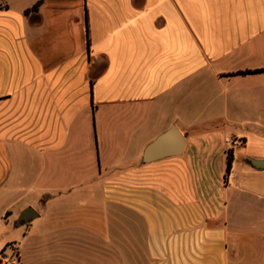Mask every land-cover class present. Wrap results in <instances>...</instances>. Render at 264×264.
<instances>
[{
    "label": "crops",
    "instance_id": "0c3cea01",
    "mask_svg": "<svg viewBox=\"0 0 264 264\" xmlns=\"http://www.w3.org/2000/svg\"><path fill=\"white\" fill-rule=\"evenodd\" d=\"M172 128L184 145L146 155ZM250 158L264 159V0H0V252L264 264Z\"/></svg>",
    "mask_w": 264,
    "mask_h": 264
},
{
    "label": "water",
    "instance_id": "95a60500",
    "mask_svg": "<svg viewBox=\"0 0 264 264\" xmlns=\"http://www.w3.org/2000/svg\"><path fill=\"white\" fill-rule=\"evenodd\" d=\"M174 140H178L182 146L184 145L185 139L177 128H172L170 131H168L167 133L160 136L157 140H155L147 149L146 155L151 153L153 150L158 149L164 145H167L169 142H172ZM249 162L256 169L264 170V159L258 160V159L250 158ZM35 214L36 213L33 208H28L27 210L23 212L21 219L23 221L28 222L32 217H34Z\"/></svg>",
    "mask_w": 264,
    "mask_h": 264
},
{
    "label": "built area",
    "instance_id": "2783aa9c",
    "mask_svg": "<svg viewBox=\"0 0 264 264\" xmlns=\"http://www.w3.org/2000/svg\"><path fill=\"white\" fill-rule=\"evenodd\" d=\"M244 141L240 138L231 140V150L242 145ZM0 264H21L19 250L14 245H8L0 252Z\"/></svg>",
    "mask_w": 264,
    "mask_h": 264
},
{
    "label": "trees",
    "instance_id": "16d2710c",
    "mask_svg": "<svg viewBox=\"0 0 264 264\" xmlns=\"http://www.w3.org/2000/svg\"><path fill=\"white\" fill-rule=\"evenodd\" d=\"M260 71H261V70H260ZM246 73H248V72H246ZM232 161H233V152H232V150H230V151H229L228 173H229L230 170H231Z\"/></svg>",
    "mask_w": 264,
    "mask_h": 264
},
{
    "label": "rangeland",
    "instance_id": "374dc122",
    "mask_svg": "<svg viewBox=\"0 0 264 264\" xmlns=\"http://www.w3.org/2000/svg\"><path fill=\"white\" fill-rule=\"evenodd\" d=\"M91 214H93V213H91ZM91 218H94V219H96V220H97L96 216L94 217V216H92V215H91Z\"/></svg>",
    "mask_w": 264,
    "mask_h": 264
}]
</instances>
